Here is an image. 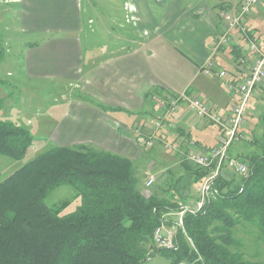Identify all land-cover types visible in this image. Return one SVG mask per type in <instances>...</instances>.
<instances>
[{"label":"trees","instance_id":"obj_1","mask_svg":"<svg viewBox=\"0 0 264 264\" xmlns=\"http://www.w3.org/2000/svg\"><path fill=\"white\" fill-rule=\"evenodd\" d=\"M261 119L262 135L254 141L260 152L242 159L246 177L236 182L221 168L202 207L183 212L172 250L155 247L154 231L168 228L170 216L189 201L181 180L188 179L189 194V185L209 177L215 163L198 166L184 154L183 172H164L159 189L151 193L136 188L132 162L125 156L84 145L40 153L0 181V264H142L158 253L170 264H264L247 259L236 237L239 228H249L254 244L264 247V112ZM31 144L26 128L0 120V155L21 159ZM61 185L81 198L67 215L45 204Z\"/></svg>","mask_w":264,"mask_h":264},{"label":"crops","instance_id":"obj_2","mask_svg":"<svg viewBox=\"0 0 264 264\" xmlns=\"http://www.w3.org/2000/svg\"><path fill=\"white\" fill-rule=\"evenodd\" d=\"M120 1L122 5L105 3V23V15L100 14V7L102 14L105 7L99 3L83 9L80 0H37L30 6L36 12L34 21L29 24L23 17L21 25L27 34H36L34 26L41 24L66 33L47 40L39 49L42 52L27 56L29 79L65 83V107L53 101L49 112H33L48 123L51 139L61 146L90 145L130 159L140 152L135 138L150 135L144 128L145 119L131 128L129 121L124 122L126 113L136 112L142 118L147 101L169 110L165 104L171 99H178L181 106L198 98L202 72L210 67V73L221 78L211 58L214 52L225 49L217 45L225 27L221 7L209 0H185L184 5L180 0ZM41 11L52 14L38 21ZM118 19L124 23L117 27ZM255 33L259 32L253 29L251 39ZM231 36L230 46L234 37H243L238 32ZM180 44L189 55L178 49ZM249 54L243 79L254 58ZM223 84L230 104L233 88L229 81ZM55 109L61 112L53 120Z\"/></svg>","mask_w":264,"mask_h":264},{"label":"rangeland","instance_id":"obj_3","mask_svg":"<svg viewBox=\"0 0 264 264\" xmlns=\"http://www.w3.org/2000/svg\"><path fill=\"white\" fill-rule=\"evenodd\" d=\"M36 1L0 0V51L2 52L0 58V79L4 82L0 86V97L3 100V108L0 110V120L14 122L26 128L32 136V144L28 147L23 158L13 159L0 155V181L5 180L27 161L34 159L40 153L54 146H61L57 141L51 139L50 136L53 133L49 134L48 123L42 122V117L34 116L33 112H43L44 114L53 101H57L65 107L67 102L63 101L68 98V95L62 92L65 83L57 79L47 81H42L43 79L40 78L29 79V67L27 66L29 60H27V56H29V53L42 52L39 49L43 48L47 40L63 37L66 33L57 31V29L47 27L41 23L42 27L34 26L38 31L34 32L36 34L23 32L21 25L23 17L27 18L29 24H32V21H34L36 12L31 10L30 6H33V3ZM80 1L83 9L85 7L89 8L95 3H99V5H103L104 7L105 3L110 6L111 3L122 5V1L120 0ZM180 1L183 5L185 4V0ZM209 1H213L220 6L222 14H233L241 0ZM117 9L121 10L122 8L117 5ZM100 11L101 15H105V23H107L106 11H108V7H105V14H102V7H100ZM50 14L52 13H43L41 11L37 19L40 21L42 17H49ZM52 20H55V23L57 22L56 15L52 17ZM246 20L247 23L245 25L248 28L247 31H250L249 33L253 29L259 32L258 34L255 33L256 36L252 35L253 41L261 44L264 41V0H260L259 5L251 9ZM115 23L118 27L119 23H124V21L118 19ZM223 24L225 27L224 21ZM231 38L232 36H230ZM232 41L234 46H232L233 43H231V46L229 43L223 47L225 49L214 52L211 58L214 61L213 64L217 72H223L224 75L221 78H217L210 73V67H208L206 70H209V73L202 72V78H200L203 79L202 92L198 98L203 99L205 104H209L211 108L210 114L219 118V123L212 122L206 117L198 116L187 101H184V104L179 106V100L176 103V106H178L174 107V109H178V112L174 111V109L167 110L159 105L153 107V101H147L146 113L142 114V118H138L136 112L126 113L128 116L124 122L129 121L131 128L137 122L145 119L144 128L145 130L149 129L150 135L146 138H135L140 152L130 158L137 189L156 193L161 184L160 176L164 172H183V170H179V163L184 154L187 155V160H190L189 156L192 153L206 152L213 148H219V140L227 138L226 133L231 128L230 117L233 116L231 107L239 102L242 76L247 73L246 64L250 60V39L243 36L240 38L234 37ZM177 47L181 52L189 55L184 45L180 44ZM223 81H229L231 85H228L230 88H233L230 95V99L232 96L230 104L228 102L229 93L226 92ZM253 94L254 96L250 97L243 115V121L238 127L237 135L233 138L227 152L228 159H234L238 163H242V159L245 156H251L260 152L254 141H258L262 135L261 118L264 112V88H256ZM165 105L170 109L168 103ZM60 112V109H55L52 113L54 114L52 119L54 120ZM156 123L159 126H156ZM87 147L93 148L90 145ZM224 162V173L227 171L231 172L234 175L235 181L239 182L241 176L235 173L234 167L229 166L227 161ZM231 174H229L230 177L232 176ZM149 177L155 180L154 184L149 188H145V181ZM205 179L189 185V194L187 193L188 179L183 178L181 180L183 195L189 197V201L183 207L192 209L198 204L201 198L198 190L204 187ZM80 202V196L74 188L68 185L57 187L45 198V204L50 208H59L60 215L74 212L79 207ZM179 213H173L170 216V220L173 222L167 230H173V228L178 226ZM249 234H251L249 233V228H239L236 231V237L241 240L244 247H242L243 249L239 248L238 251L242 249V253L249 260L264 262V247L254 244L255 240ZM142 264H170V260L158 253L143 261Z\"/></svg>","mask_w":264,"mask_h":264},{"label":"built area","instance_id":"obj_4","mask_svg":"<svg viewBox=\"0 0 264 264\" xmlns=\"http://www.w3.org/2000/svg\"><path fill=\"white\" fill-rule=\"evenodd\" d=\"M259 3L260 0H241L233 14L223 13L221 15L225 23V32L219 37L217 42L218 46L228 45L230 42V36L234 31L240 32L243 36H245V38L249 39V37L246 36L247 28L245 25V20L246 17L249 15L251 9L257 7ZM249 51L253 53V62L250 65L248 75L242 81L239 102L231 109L233 116L230 117L231 128L226 133L227 138H222L221 140H219V148H213L206 152L192 153L189 156L190 161L198 166L208 168L213 163H215L216 167L215 170L211 173V175L205 179L204 187L198 190L201 197L198 204H196L195 207H193L192 209H188V207H183V210L179 213L180 218L182 217L184 211L190 210L191 212H196L202 207L204 197L209 192L210 182L220 172V169L224 167V161H227L229 163V166H233L235 173H238L241 177H246L247 175V165L244 162L238 163L234 161V159H228L227 152L233 138H235V136L237 135L239 125H241L243 121V115L247 108L250 97L253 96V91L256 87L264 84V41L261 44H258L253 40H250ZM205 73H209V70H206ZM223 75V72L219 73V77H222ZM183 97L184 96L180 98L182 99V101L184 99ZM177 101L178 99H171L168 102V106L170 107L169 110L174 109ZM189 104L191 108L196 111L198 116L206 117L212 122H220L219 118L214 117L210 114V109L208 105L205 104L202 99L191 98L189 99ZM155 125L159 126L158 123H156ZM154 181L155 180L153 178L149 177L145 181V188L151 187L154 184ZM180 218L178 220L177 225L180 224ZM175 229L176 228H173V230H167V227L164 226L157 228L153 234V241L155 247L157 249L172 250L175 246Z\"/></svg>","mask_w":264,"mask_h":264}]
</instances>
